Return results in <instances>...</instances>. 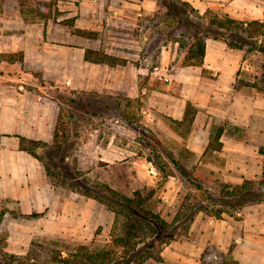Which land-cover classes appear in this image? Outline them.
<instances>
[{
	"label": "rangeland",
	"instance_id": "1",
	"mask_svg": "<svg viewBox=\"0 0 264 264\" xmlns=\"http://www.w3.org/2000/svg\"><path fill=\"white\" fill-rule=\"evenodd\" d=\"M83 1H89V8L92 6L93 14L87 15V12L81 14L79 6ZM101 1L103 2L100 6H97L95 0L13 2L18 4L16 7L26 24L33 28L45 29L43 37L33 35L27 39L28 49H75L79 46L85 50L93 49L118 58L124 63L121 65L139 67L143 73L140 76L144 78L154 66L163 67L162 72H157L153 87L178 93L181 86L176 79L183 77L185 73V70H182L184 53L178 43L164 42L165 34L173 28L170 25L171 20L165 17L166 7L161 1L154 0L155 10L152 15H143V20L139 17L140 19L136 22L133 20V23H128L123 29L107 24L105 19L110 11L108 10L110 0H98L100 3ZM126 1V14L136 15L139 9L131 4L135 0ZM4 2L5 0H0V10ZM214 14L223 16L215 8L209 9V16ZM78 18L82 25L92 23L93 30L78 29L76 27ZM79 30L83 33L78 32ZM247 48L246 46L241 51L243 61L238 71L239 83L254 82L257 68L264 64V56L258 52H250ZM89 56L90 60L99 59L97 55L91 53ZM31 72L33 77L42 78L39 69L35 68ZM45 74L47 81L56 79L52 68L46 70ZM207 76L216 78V75L211 76L209 73ZM142 82L143 80L140 81V86H145ZM45 86L42 94L58 102L68 135L62 153L45 148L38 150L39 155L44 160L52 161V168L55 171L64 169L62 157L65 155L64 163L79 171L90 183H106L129 196L138 189L144 190L145 194L152 193V208L168 221L174 218L187 196L190 197L191 203H195L194 196H201L190 183L189 173L197 171L209 176L210 182L204 187L214 194H218L222 183L236 185L244 179L261 177L264 161V118L259 114L262 111L258 112L259 114H256L247 125H227L225 122L227 148L221 152L203 149L202 154H196L186 148L189 134L185 138L181 137L168 120L165 119V123L169 125L170 130L151 128L143 123L142 110L145 104L141 93L134 97L127 93L108 94L81 87L78 91L54 81L48 82ZM253 90L257 96L264 97L263 92L255 88ZM69 98L83 100L70 108L65 103ZM194 109L196 114L200 111V115L195 114L197 119L194 121L196 141L203 146L209 136L207 130H210L216 120L208 117L206 113H201L202 110L195 105ZM67 112H73L75 116L69 118ZM220 122L217 121V124ZM145 129H150L159 142H153ZM179 130L184 134L187 132L185 127H180ZM109 140L112 144L107 148L108 153H104L99 146H105ZM120 147L123 150L119 149ZM104 157L108 162L103 160ZM148 157L161 160L171 174L169 178H165L164 174L147 160ZM169 158L179 160L184 174ZM53 202L54 205L36 217L30 216L32 214L23 216L12 203L4 205L0 211V260H5L4 251L20 255L29 264H50V258L55 252L63 250L62 253L65 254L68 247L72 249L78 245H88L93 250H99L109 245L114 219L111 212L105 210L95 200L63 186L55 187ZM248 207L241 210L242 214H239V211L233 212L232 216L224 215L223 220L232 217L237 223L241 222L244 212L252 211L255 206ZM197 217L203 220L207 218L216 220L207 213H200ZM253 224L252 231H256L257 234L255 239L248 243L250 245L248 251H251L248 256L250 260L241 264H264V228L260 223ZM239 243L244 242L237 237L227 252L208 245L198 264H220L221 257L227 256ZM207 253L213 255L211 260L207 258Z\"/></svg>",
	"mask_w": 264,
	"mask_h": 264
},
{
	"label": "crops",
	"instance_id": "2",
	"mask_svg": "<svg viewBox=\"0 0 264 264\" xmlns=\"http://www.w3.org/2000/svg\"><path fill=\"white\" fill-rule=\"evenodd\" d=\"M13 1L5 0L0 10V53L22 52L23 61H0V211L4 205L12 203L18 207L21 214H41L54 205L55 187L50 184L42 163L19 147L20 137L47 143L53 139L59 105L55 99L42 94L48 82L61 83L78 91L81 87L108 94L127 93L134 97L141 93L145 104L142 110L143 123L160 130L171 129L165 123L167 118L178 121L183 119L187 102L216 120L212 126L224 127L225 122L227 125H247L261 111L259 115L264 118V97L257 96L254 88L239 87L237 83L238 71L243 61L242 50L231 49L219 40L207 39L203 65L184 66L183 77L176 79L179 80L180 91L170 93L153 87L157 72H162L163 67L154 66L144 78L140 76L143 73L139 67L127 64L111 66L107 63L86 61V50L80 46L75 49H28L27 39L33 35L43 37L45 29L33 28L26 24L16 7L18 4ZM185 1L190 2L201 14L215 8L219 13L239 21L264 19V0ZM95 2L100 6L103 1ZM131 4L139 9L134 16L126 14V0H110V11L105 19L107 24L123 29L143 15H152L155 10L154 0H135ZM89 5V1L80 2L81 14H93L92 6L89 8ZM76 22L78 29L93 30L90 22L88 25H82L80 18L76 19ZM35 68L41 71L42 78L33 77L31 70ZM51 68L56 79L47 81L45 71ZM207 73L216 75V78L208 77ZM141 80L145 86H140ZM196 115H200V111ZM217 121H221L220 124H217ZM192 126L186 148L196 154H202L203 149L207 148L213 128L207 130L209 136L202 146L196 141L194 122ZM226 133L227 129L224 127L220 138L223 143L222 150L227 148ZM111 144L112 141L109 140L105 146L99 148L108 153L107 148H110ZM119 149L123 150L121 147ZM104 158L103 160L108 162L106 157ZM250 206L255 207L252 211L244 212L239 223L232 217L229 220H203L197 215L187 237L174 240L164 247L161 253L163 262L149 260L145 264H198L208 245L227 252L237 237L244 243H239L229 252L238 264L249 261L251 251H248V243L252 242L257 234L252 231L253 223H260L264 228V203ZM242 211L239 214H242ZM206 256L209 260L213 258L210 253Z\"/></svg>",
	"mask_w": 264,
	"mask_h": 264
},
{
	"label": "trees",
	"instance_id": "3",
	"mask_svg": "<svg viewBox=\"0 0 264 264\" xmlns=\"http://www.w3.org/2000/svg\"><path fill=\"white\" fill-rule=\"evenodd\" d=\"M166 7L165 17L171 20L172 30L167 32L164 42L178 43L184 53L183 66H202L206 54V40L211 38L224 42L231 49L243 50L247 46L248 51L258 52L264 56V19L239 21L228 15L214 14L209 16V10L200 13L190 2L184 0H160ZM1 8V3H0ZM158 13V11H157ZM179 31V32H178ZM78 32L83 33L82 30ZM178 32V33H177ZM161 34V35H164ZM99 57L90 60L89 54ZM23 61L22 52L0 53V61ZM85 60L93 63H107L111 66L124 64L111 55L89 49L85 52ZM120 62V63H118ZM238 86H250L264 93V64L257 68L254 82L241 81ZM69 98L65 103L74 107L82 101ZM119 104V102H118ZM62 110L59 111L57 124L53 133L52 145L49 143L20 137V150H23L38 159L53 187L63 186L73 192H77L86 198L95 200L105 210L114 216L111 228V240L108 246L99 250H93L88 245H78L72 249L66 248L55 252L50 264H145L149 260L163 262L161 253L165 246L174 240H181L188 236L195 217L200 213H207L216 220L223 219L224 215L232 216L233 212H239L246 206L264 203V161L261 177L258 179H244L236 185L220 184L218 194L210 193L204 185L210 182V177L201 172L189 173L190 183L201 194L193 197L195 203L186 197L180 204L174 218L171 221L165 219L161 213L156 212L151 206L152 193L145 194L144 190H135L132 195H127L112 188L106 183H90L83 178L79 171L70 168L66 163V156L62 157L63 168L55 171L52 161L42 158L38 150L52 148L62 153L65 150L67 130L62 121ZM196 110L192 103L187 102L184 117L181 121L167 118L171 127L185 138L189 134ZM69 118L74 113H68ZM132 124V122H128ZM180 127H185L187 132L181 133ZM210 140L206 151H221L223 143L220 138L224 127L212 126ZM150 138L154 137L150 129H145ZM157 157L160 158L158 155ZM172 164L181 172L180 162L176 158H169ZM155 165V168L164 174L165 178L171 175L161 160L147 159ZM184 174V173H183ZM25 216L24 214H22ZM30 216H40L33 213ZM55 244V242L53 243ZM5 260L0 264H29L20 255L4 252ZM220 264H238L228 252Z\"/></svg>",
	"mask_w": 264,
	"mask_h": 264
}]
</instances>
